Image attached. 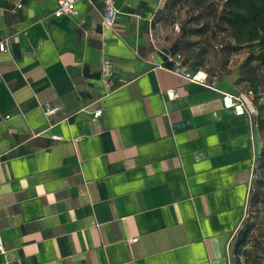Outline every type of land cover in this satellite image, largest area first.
<instances>
[{
    "label": "crops",
    "instance_id": "crops-1",
    "mask_svg": "<svg viewBox=\"0 0 264 264\" xmlns=\"http://www.w3.org/2000/svg\"><path fill=\"white\" fill-rule=\"evenodd\" d=\"M167 1L114 0L107 26L102 0L73 17L0 0V264H240L239 230L258 235L264 205V65L210 16L172 27L222 73L156 48ZM251 88L253 115L223 107Z\"/></svg>",
    "mask_w": 264,
    "mask_h": 264
},
{
    "label": "trees",
    "instance_id": "trees-1",
    "mask_svg": "<svg viewBox=\"0 0 264 264\" xmlns=\"http://www.w3.org/2000/svg\"><path fill=\"white\" fill-rule=\"evenodd\" d=\"M177 3H179V5H177ZM182 4L189 5V7L186 9ZM191 6L196 7V13L191 11ZM176 9H183L185 11L186 20L193 21L196 24L199 23V18L202 16L214 18L219 29L228 30L230 37L234 40L236 45L256 46L257 53L254 55V58L259 64L264 65V0H168L163 7L164 21L168 20L171 11ZM178 24L181 26L180 34L171 45V52L175 53L180 51L181 53L184 51L191 54L189 49L198 42L187 38L186 30L184 29L185 23L182 24L180 22ZM207 29L208 24L206 23L205 25L203 24L200 27H196L195 31L203 33ZM222 46V43H220L219 46L218 44L216 45L217 48H221ZM181 47L183 48L181 49ZM205 52L216 53L214 47L212 50H207L205 45L192 53L199 56L203 55ZM179 55L181 56V54ZM185 59L190 58L187 57ZM193 62L194 67L201 66L198 61L194 60ZM251 90L255 92L253 88H251ZM255 166H259L264 173V157L262 160L257 161ZM251 226L252 225H247L239 230L234 244L235 250L238 253L243 252L246 242L252 237L253 230ZM263 259L264 258L260 254H257L254 259L251 258V261L254 262V264H261Z\"/></svg>",
    "mask_w": 264,
    "mask_h": 264
},
{
    "label": "built area",
    "instance_id": "built-area-1",
    "mask_svg": "<svg viewBox=\"0 0 264 264\" xmlns=\"http://www.w3.org/2000/svg\"><path fill=\"white\" fill-rule=\"evenodd\" d=\"M79 1H85L91 7L96 8L95 3L96 0H57V6L53 11V15L55 17L69 16L73 17L78 14V9L76 7V3ZM104 2V10L101 13L102 23L107 26H113L115 23V15L116 11L113 6L114 0H102ZM21 4H18L20 7ZM175 29H178V25H174ZM7 50V43L4 38L0 39V51ZM176 65L182 69L183 75L190 81H200L204 82L207 80L208 76L204 71H195L190 72L186 69H183L180 65V62L176 61ZM108 74L105 77L108 78ZM108 80V79H106ZM165 95L172 99L176 96L173 89H167L164 91ZM254 92L251 89L247 91H242L238 93H230V92H221V100L223 107L232 109L236 115H248L251 116L256 112L255 105L253 102ZM51 112V110H49ZM101 114V109H96L94 111V116L97 117ZM54 139H61L58 135H52ZM0 250L2 251V245H0Z\"/></svg>",
    "mask_w": 264,
    "mask_h": 264
},
{
    "label": "rangeland",
    "instance_id": "rangeland-1",
    "mask_svg": "<svg viewBox=\"0 0 264 264\" xmlns=\"http://www.w3.org/2000/svg\"><path fill=\"white\" fill-rule=\"evenodd\" d=\"M185 11L183 9L179 10H172L171 14L169 16V19L166 21H163L157 28L158 37L154 38V43L156 48L161 49L165 52H167V49L170 50L171 45L174 43L176 37L180 34V29H174L172 27L173 21L177 18L184 20L185 17ZM173 18V19H172ZM178 21V20H177ZM180 23V20L178 21ZM190 40H195L194 38H189ZM183 47H181L182 49ZM181 59H185L187 57L192 58L194 61H198L201 65V67L209 74H217L222 73L221 69H219V59L220 56H218L217 52H205L203 55L197 56L194 53H184L181 52ZM170 56H173V54H170ZM179 59V58H178ZM253 216L252 220L256 221L257 227L260 229L257 231V234H252V237L246 242L243 252L239 254L238 261L240 264H254V262L251 261V255L255 251V237H264V205L261 206L258 212H256ZM260 232V233H259ZM264 258V255H262ZM261 264H264V259Z\"/></svg>",
    "mask_w": 264,
    "mask_h": 264
}]
</instances>
